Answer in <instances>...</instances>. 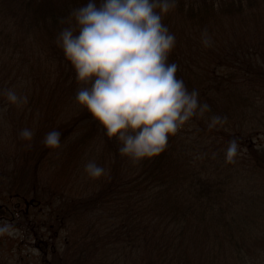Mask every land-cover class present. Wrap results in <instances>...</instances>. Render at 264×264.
Instances as JSON below:
<instances>
[{"label": "trees", "instance_id": "1", "mask_svg": "<svg viewBox=\"0 0 264 264\" xmlns=\"http://www.w3.org/2000/svg\"><path fill=\"white\" fill-rule=\"evenodd\" d=\"M86 2L0 0V119L33 130L30 142L23 140L22 146L31 147L22 161L47 165L53 175L48 196L70 199L68 216L63 214L71 223L66 233L61 236L52 222L56 217L65 223L57 209L47 218L42 208L34 213L39 230L54 226L53 240L64 239L63 255L69 253L71 264H263L264 0H175L162 13L176 37L168 60L178 64L176 75L189 90L198 89L210 109L170 135L160 154L138 163L119 153L120 141L109 138L76 101L84 85L56 43L71 10ZM205 29L208 46L202 43ZM7 88L27 101L10 102ZM33 102L36 109L46 105L36 123L34 115L24 114L34 109ZM65 113L66 121L60 118ZM214 113L227 120L208 128ZM53 128L62 133L55 148L42 142ZM233 137L238 153L226 162ZM89 159L105 168L93 179L97 191L82 181ZM244 176L250 181L247 198L259 203L252 228L242 226L235 212L241 196L237 179ZM69 181L82 191L79 198L71 199Z\"/></svg>", "mask_w": 264, "mask_h": 264}, {"label": "clouds", "instance_id": "2", "mask_svg": "<svg viewBox=\"0 0 264 264\" xmlns=\"http://www.w3.org/2000/svg\"><path fill=\"white\" fill-rule=\"evenodd\" d=\"M175 0H87L67 17V26L56 36L57 45L75 70V78L84 86L75 99L86 107L109 138L120 141L118 152L133 163L160 154L169 136L175 134L193 116L210 109L199 99L198 89L189 90L176 75L178 64L168 56L176 37L162 22ZM157 7L159 11H157ZM205 29L202 43L210 45ZM16 104L27 101L13 88L4 90ZM227 115L212 114L208 128L223 124ZM33 130L24 127L19 135L30 140ZM62 133L53 128L42 142L55 148ZM239 149L237 138L229 140L225 161L233 162ZM215 155V153H213ZM90 177L98 178L103 165L89 159L84 165ZM10 231L0 223V234Z\"/></svg>", "mask_w": 264, "mask_h": 264}, {"label": "rangeland", "instance_id": "3", "mask_svg": "<svg viewBox=\"0 0 264 264\" xmlns=\"http://www.w3.org/2000/svg\"><path fill=\"white\" fill-rule=\"evenodd\" d=\"M29 105H33L34 109L24 114L34 115L32 116L33 121H35L34 117H41L40 108H44L45 111L46 107L44 103H41L38 109H36L37 106L35 102ZM5 106H7L6 109H4L5 112H9L8 105ZM50 115L51 114L48 115L47 119ZM66 115L67 113L63 114L60 118L66 121V119L69 118V115L68 117ZM25 120L26 119H23L21 121L25 123ZM18 126L19 125L12 120H7L6 118L0 119V205L6 207L5 211L2 213L0 212V223H8L10 225L9 232L0 234V241H4L3 244H0V257H6V264H71L69 253L67 252L66 258L63 255L65 251L63 242H58L59 245H57V240H55V246L49 244L47 254H45V247L47 246L40 243L39 248H37L36 244L34 245L32 241L28 240V236L30 235L27 231V223L32 222L35 225V218L38 220L36 214L39 208H42L45 212L46 218L49 216L52 209L59 210L58 216H62L66 214V207L70 199L66 197V199H60V197L55 198L48 196L49 177H53V175L49 176V168L47 165H39L37 167L35 164H32L33 162L24 164L22 159L28 153V149L31 146H22L24 138H22L19 133L20 130L25 127V124ZM260 141H263V139H260ZM27 142L30 141L27 139ZM213 175L218 176V173L215 172ZM82 176L84 177L82 181L86 183L90 182L92 185L91 188L97 191L99 185L93 180L97 178L90 177L85 169L82 172ZM249 182V178L245 176L237 179L238 187L241 190L239 194H241V196L235 212L242 226L247 225L252 228L254 226L250 221V217H255L257 215L259 203L258 201L252 203L251 200L247 198ZM69 184L72 187V189H70V186H68L71 199L73 194L76 198H79L78 193L82 191L75 189V185H73L71 181H69ZM237 191L238 189H233V192ZM18 195L23 197L22 208L19 207ZM26 214H29L28 217ZM54 216L52 219H54ZM63 217L65 223L59 224V220H55L56 217L54 221H52L58 224L57 226H60L61 236L66 233V226L71 225L70 218H66L65 215H63ZM261 219L263 222L264 214L260 217V220ZM50 226L51 224L49 223L45 226V229L39 231L40 237L49 239L52 236L54 226L52 225L51 228ZM217 250L218 247L216 246V252ZM259 259L261 258H258V260Z\"/></svg>", "mask_w": 264, "mask_h": 264}, {"label": "flooded vegetation", "instance_id": "4", "mask_svg": "<svg viewBox=\"0 0 264 264\" xmlns=\"http://www.w3.org/2000/svg\"><path fill=\"white\" fill-rule=\"evenodd\" d=\"M18 200H19V207L22 208L23 207V197L18 195ZM5 210H6V207L3 206V205H0V212L2 213ZM16 211H17V208H16ZM17 214H18V212H17ZM28 215L29 214H26L27 217H28ZM27 227H28V230H27L28 234L30 235V236H28V240L32 241L34 245L36 244L37 248H39V244L40 243H42L43 245L47 246V247H45V254H47V250H48L49 244L55 246L56 242H54L55 240H53L52 236L49 239H44V238L40 237V234H39L40 230L37 227V224L34 225L32 222H29V223H27ZM63 241H64V239H58L57 243L58 242L62 243ZM3 242L4 241H0V244H3ZM59 243L57 245H59ZM6 263H7L6 262V257L1 256L0 257V264H6Z\"/></svg>", "mask_w": 264, "mask_h": 264}]
</instances>
